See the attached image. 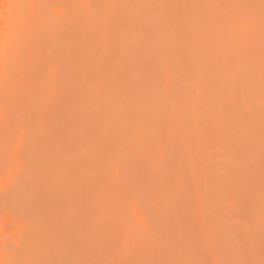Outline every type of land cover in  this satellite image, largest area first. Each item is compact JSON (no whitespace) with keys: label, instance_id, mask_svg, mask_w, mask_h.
I'll use <instances>...</instances> for the list:
<instances>
[{"label":"rangeland","instance_id":"obj_1","mask_svg":"<svg viewBox=\"0 0 264 264\" xmlns=\"http://www.w3.org/2000/svg\"><path fill=\"white\" fill-rule=\"evenodd\" d=\"M156 1L159 2V0L148 2L146 0L32 1V7L39 8L37 17L33 16L32 21L34 23L35 17L38 20L34 26L30 23V16L28 22H26L28 18L23 19L22 24L25 20V23H28L27 27L25 24L24 28L23 25L22 28L20 27L22 31L21 36L18 35L20 42L16 41L15 46L17 42L19 43L13 56H10L12 60L10 59L6 68L8 72L5 71L9 83L7 80L0 83V264H105V262L106 264H165V261L166 264H180V260L181 264H207L211 260L208 264H234L235 260L231 261V257L237 255L236 264H264V101L260 98V95L264 97V0H231V3L230 0H225V4L224 0H196L197 2L193 0L194 4L192 0H161L162 4L159 2L158 6ZM150 4L152 5L149 6ZM169 5L173 6L172 10L169 9ZM57 8L59 12L61 11L60 13H57ZM31 9L30 7L29 10ZM161 11L167 14L163 17ZM155 12H158L159 16H156ZM31 13L35 14L34 9ZM251 13L253 15L249 17ZM173 14H175L174 20ZM108 15L109 19H107ZM187 17L190 19L186 20ZM168 18L172 20L174 27L170 25L171 21ZM121 26L123 28L118 29ZM122 34L126 35L127 39ZM191 35L195 43H191ZM165 38H168L166 43L170 44L171 48L165 43ZM127 40L128 43H126ZM154 44L157 46L152 48ZM148 45L151 47L150 51ZM118 46L121 48L118 49ZM181 48L182 52L179 53ZM172 50L173 53H171ZM200 50L205 54H202ZM26 55L29 57L26 58ZM226 57L228 62H222V59ZM157 60L160 62L158 63ZM170 61L176 64H171ZM222 63L225 70L221 67ZM173 64L174 68H171ZM183 65L187 66L184 79L181 70L184 68ZM169 68L175 70L172 72L174 74L177 72V76L171 74ZM240 68L242 70L239 71ZM199 69H201L200 75ZM215 69L220 71L218 76H214L217 73ZM224 71L226 72L223 76ZM196 72L198 76L195 77ZM186 76L190 84H187ZM222 76L228 82V87L224 85L226 82ZM194 79H196L195 84ZM244 79L246 82H243ZM230 81L231 85H229ZM256 83L258 86H255ZM186 84L187 88H185ZM204 84L205 87H203ZM115 85L117 91L120 89L118 93ZM189 85L190 88H192L191 85L194 87L187 91ZM164 88L170 89L164 90ZM154 89L158 92L157 94L153 91ZM208 89L209 92H207ZM241 90L242 95L239 93ZM48 91L51 93L49 94ZM183 92H186L187 96L189 92L190 101L187 99L189 97L186 101V94ZM215 93L218 94L215 95ZM255 95L259 97L255 98ZM92 99H95V102ZM210 99H213L212 103ZM168 100L177 104H171ZM242 100L247 102L249 108L252 106L254 108L249 111ZM86 101L88 105H85ZM96 102L99 104L97 105ZM164 102L166 110H163ZM137 106L136 111L134 108ZM232 106L237 110L236 113L232 112L234 109ZM128 107L130 110L126 109ZM170 108L174 113H178L176 115L181 122L173 112L169 111ZM161 109L163 114H167L163 116ZM218 109L221 112L220 115ZM139 110L148 111L147 118L146 112L141 111V116ZM251 111L254 112L252 119ZM237 113L240 114L242 121L236 115ZM155 114L159 116L156 118L158 125H156L157 121L155 123L153 121ZM137 116L138 119H136ZM221 117L222 120H220ZM236 118L237 121L239 118L240 122H236ZM161 119L162 125H160ZM151 120L152 123H150ZM195 122L196 126H194ZM228 122L231 123L230 127ZM168 124L172 130L168 128ZM241 124L245 125L242 127ZM220 125L223 127L221 128ZM247 125L254 130V138L251 135L252 132L249 133L250 137L247 135L248 128L244 135L243 131L245 127H248ZM83 127L85 129L82 131ZM190 127L194 129L191 130ZM221 131L223 136L222 134L218 136ZM173 133L175 135H172ZM167 134L170 137L167 138ZM186 135L189 136L188 145L186 142L184 145ZM222 138H226L225 141H222ZM168 143H170L169 146H167ZM189 145L191 148L187 150ZM225 159L230 160L232 164ZM195 162L199 163V168L205 170L204 174V171H198V165H195ZM203 165L206 167L204 168ZM192 167L195 172L191 170ZM207 168V171L210 170L208 177ZM199 173L202 182L199 180ZM179 176L181 183H179L180 180L178 181ZM209 178L216 185H213ZM203 183L204 189H207L206 196L209 198H206V193L202 191ZM179 184L181 188H178ZM196 192L199 197L200 194L205 196H201L203 200L196 197ZM196 200L199 204L195 202ZM164 205L166 206L163 209ZM172 206L175 208L173 209ZM198 210L205 213V217L198 213ZM207 210L211 211V219L208 217ZM201 215L204 217L203 223L200 219ZM212 218L218 220L217 225ZM206 223L214 224L213 227L216 228L213 230V227L209 225L212 229L208 232ZM149 229L154 238L152 234L151 236L148 234ZM158 233V236L155 235ZM22 234H25L27 240ZM176 238L177 244L173 240ZM223 238L231 249L225 244ZM209 239L211 242L208 241ZM126 244L127 248H125ZM218 249L220 252L222 250L221 256ZM230 250L231 252L228 253ZM217 253H219L218 257H216ZM175 256L179 258V261L175 259ZM208 257L211 258L208 260ZM222 257L227 263L222 260ZM173 258L176 261H173ZM135 259L138 260L135 261Z\"/></svg>","mask_w":264,"mask_h":264},{"label":"bare ground","instance_id":"obj_2","mask_svg":"<svg viewBox=\"0 0 264 264\" xmlns=\"http://www.w3.org/2000/svg\"><path fill=\"white\" fill-rule=\"evenodd\" d=\"M31 1V2H30ZM32 1L33 0H0V36H2V37H4V39H5V45H4V48H3V51H0V83H2L3 82V80L4 81H6L7 80V77H6V74H5V71L7 70L6 68H7V66L9 65V62H10V59L12 60V58H10V56L12 55L13 56V54L15 53V51H16V47H17V45H18V43L20 42L19 41V36H21V33H22V31H20L21 30V28H22V25H23V28L25 27V25L26 24H28V23H25V20H24V23L22 24V21H23V19H27L26 20V22H28L29 21V16H30V23H33V16H36L37 17V11H38V9L39 8H37V9H35V6L34 7H32V5H33V3H32ZM118 1V0H117ZM129 1V0H128ZM133 1V0H132ZM135 1V0H134ZM147 2L149 1V0H146ZM151 1V0H150ZM164 1V0H163ZM167 1V0H166ZM181 1V0H180ZM193 1V0H192ZM196 1V0H195ZM53 2V1H52ZM159 2H161V4H162V1L161 0H159ZM159 2L158 1H156V3H157V6H158V4H159ZM187 2V1H186ZM197 2V1H196ZM213 2V1H212ZM227 2V1H226ZM248 2V1H247ZM258 2V1H257ZM28 3H29V5H28ZM31 3V4H30ZM49 3V2H48ZM125 3V2H124ZM136 3V2H135ZM138 3H139V1H138ZM137 3V4H138ZM143 3H144V1H143ZM150 3V2H149ZM164 3V2H163ZM176 3V2H175ZM200 3V2H199ZM207 3V2H206ZM221 3V2H220ZM229 3V2H228ZM230 3H231V0H230ZM240 3V2H239ZM115 4H118V3H115ZM123 4V3H122ZM165 4V3H164ZM171 4L173 5V3L171 2ZM183 4H184V2H183ZM192 4H194V1H193V3ZM200 4H202V3H200ZM224 4H225V0H224ZM29 6V8L31 7L32 9H34V13L35 14H33V13H31V10H29V8H28V6ZM53 5V4H52ZM126 5V4H125ZM129 5V4H128ZM140 5H141V3H140ZM152 4H150L149 6H151ZM212 5H213V3H212ZM215 5V4H214ZM232 5V4H231ZM240 5V4H239ZM250 5V4H249ZM249 5H246V6H249ZM253 5V4H252ZM55 6V5H54ZM123 6V5H122ZM137 6V5H136ZM147 6H148V4H147ZM179 6H180V4H179ZM196 6V5H195ZM204 6H205V2H204ZM224 6V5H223ZM222 6V7H223ZM56 7V6H55ZM114 7H115V5H114ZM124 7V6H123ZM139 7V6H138ZM144 7V6H143ZM161 7V6H160ZM166 7V6H165ZM169 7H170V5H169ZM173 7V6H172ZM172 7H170L169 9H171ZM198 7V6H197ZM225 7V6H224ZM231 7V6H230ZM104 8H106V7H104ZM131 7H129V9H130ZM159 8V7H158ZM186 8H187V6H186ZM218 8V7H217ZM232 8V7H231ZM51 9V8H50ZM55 9V8H54ZM58 9L59 8H57L56 10H57V13L59 12L58 11ZM132 9H133V7H132ZM138 9V8H137ZM145 9V8H144ZM147 9H148V7H147ZM155 9V8H154ZM193 9H194V5H193ZM199 9V8H198ZM202 9V8H201ZM200 9V10H201ZM204 10H205V8H203ZM247 9V8H246ZM36 10V11H35ZM55 10V11H56ZM103 10V9H102ZM117 10H118V8H117ZM131 10V9H130ZM146 10V9H145ZM172 10V9H171ZM206 10H207V8H206ZM209 10L211 11V9L209 8ZM214 10V9H213ZM64 11V10H63ZM109 11H110V9H109ZM115 11V10H114ZM122 11V10H121ZM166 11H167V9H166ZM169 11V10H168ZM181 11V10H180ZM215 11V10H214ZM61 12V11H60ZM59 12V13H60ZM111 12V11H110ZM113 12V11H112ZM163 12L164 11H161V13L163 14ZM211 12H213V11H211ZM256 12V11H255ZM31 13V14H30ZM56 13V14H57ZM103 13V12H102ZM122 13H124V11L122 12ZM134 13H135V8H134ZM173 13V12H172ZM179 13V12H178ZM177 13V14H178ZM203 13V12H202ZM206 13V12H205ZM216 13V12H215ZM30 14V15H29ZM54 14V13H53ZM89 14V13H88ZM92 14V13H91ZM112 14V13H111ZM133 14V13H132ZM155 14H156V16L158 15L159 16V14H158V12L156 13L155 12ZM154 13H152V15H155ZM165 14H167V13H165ZM165 14H163V17H164V15ZM169 14H171V12L169 13ZM242 13L240 12V15H241ZM90 15V14H89ZM100 15H101V13H100ZM129 15V14H128ZM147 15H148V13H147ZM161 15V14H160ZM174 15L175 14H173V20L175 19L174 18ZM187 15V14H186ZM244 15V14H243ZM251 15H253V13H251L250 14V16L249 17H251ZM43 16V15H42ZM114 16V15H113ZM180 16H182V15H180ZM215 16H216V14H215ZM36 17H35V19H34V23H36L37 22V20H38V18H37V20H36ZM39 17V16H38ZM44 17V16H43ZM87 17V16H86ZM90 17V16H89ZM92 17V16H91ZM147 17V16H146ZM161 17V16H160ZM244 17H245V15H244ZM253 17V16H252ZM111 18V17H110ZM149 18H150V16H149ZM151 18H152V16H151ZM162 18V17H161ZM179 18V17H178ZM183 18V17H182ZM40 19V18H39ZM50 19V18H49ZM107 19H109V15H108V18ZM183 19H185V18H183ZM182 19V20H183ZM188 19H190V18H188L187 17V19L186 20H188ZM36 20V21H35ZM162 20H163V18H162ZM168 20H170L169 18H168ZM193 20V19H192ZM45 21V20H44ZM86 21V20H85ZM84 21V22H85ZM124 21H126V20H124ZM147 21L149 22V20L147 19ZM146 21V22H147ZM152 21H155L154 19H152ZM165 21V20H164ZM171 22H170V25H172L173 26V23H172V20H170ZM177 21V20H176ZM92 22V21H91ZM121 22V21H120ZM123 22V21H122ZM150 22H151V19H150ZM173 22H175V21H173ZM181 22V21H180ZM34 23H33V25H34ZM43 23V22H42ZM66 23H67V21H66ZM109 23V22H108ZM113 23H115L114 22V20H113ZM128 23V22H127ZM172 23V24H171ZM183 23H185V22H183ZM25 24V25H24ZM112 24V23H111ZM117 24V23H116ZM161 24V23H160ZM177 24V23H176ZM143 25V24H142ZM31 26H32V24H31ZM35 26V25H34ZM115 26V25H114ZM118 26V25H117ZM119 26H120V24H119ZM177 26H178V24H177ZM182 26H183V24H182ZM21 27V28H20ZM26 27H27V25H26ZM100 27H101V25H100ZM126 27V26H125ZM155 27V26H154ZM174 27V26H173ZM115 28V27H114ZM119 28H123V26H121V27H118V29ZM126 28H129V27H126ZM143 28V27H142ZM149 28V27H148ZM147 28V29H148ZM158 28V27H157ZM175 28H176V26H175ZM179 28V27H178ZM183 28V27H182ZM252 28V27H251ZM102 29V28H101ZM146 29V28H145ZM184 29V28H183ZM23 30V29H22ZM31 30H32V28H31ZM55 30V29H54ZM87 30V29H86ZM131 30V29H130ZM197 30V29H196ZM107 31V30H106ZM121 31V29L119 30V32ZM149 32H150V30H148ZM175 31V30H174ZM173 31V32H174ZM207 31V30H206ZM40 32V31H39ZM117 32V31H116ZM202 32H203V28H202ZM254 32V31H253ZM160 33L162 34V32L160 31ZM166 33V32H165ZM176 33V32H175ZM9 34H11V37L14 39V41H15V44H16V41L18 40L19 42H17V45L14 47V49L11 51V53H9V49H8V47H7V40H8V38H9ZM104 34V33H103ZM150 34V33H149ZM178 34V33H177ZM185 34V33H184ZM218 34V33H217ZM19 35V36H18ZM27 35H28V32H27ZM107 35V34H106ZM113 35H114V33H113ZM123 35V34H122ZM202 35V34H201ZM257 35V34H256ZM259 35V34H258ZM124 36V38H126V35H123ZM135 37H137V35H134ZM148 36V35H147ZM180 37H181V35H179ZM203 36V35H202ZM206 36V35H205ZM204 36V37H205ZM208 36H210V35H208ZM261 36V35H260ZM47 37V36H46ZM164 37H166V35L164 36ZM178 36L176 35V38H177ZM186 37H188V36H186ZM18 38V39H17ZM23 38V37H22ZM36 38H37V36H36ZM108 38H109V36H108ZM161 38V37H160ZM168 38H170V37H168ZM168 38L166 39L165 38V43H166V41L168 40ZM173 38V37H172ZM259 38V37H258ZM261 38V37H260ZM25 39V38H24ZM39 39V38H38ZM112 39V38H111ZM116 39V38H115ZM127 39V38H126ZM130 39V38H129ZM136 39V38H135ZM142 39H143V37H142ZM142 39H141V41H142ZM185 39V38H184ZM190 39L192 40V42L191 43H195V42H193V39H192V35L190 36ZM205 39V38H204ZM23 40V39H22ZM37 40V39H36ZM50 40V39H49ZM107 40V39H106ZM117 40V39H116ZM139 40H140V37H139ZM149 40V39H148ZM156 40V39H155ZM164 40V39H163ZM162 40V41H163ZM178 40H179V42H180V39H179V37H178ZM34 41V40H33ZM66 41V40H65ZM64 41V42H65ZM72 41V40H71ZM102 41V40H101ZM121 41V40H120ZM120 41H119V43H120ZM146 41V40H145ZM185 41H187L186 39H185ZM240 41V40H239ZM22 42V41H21ZM116 42V41H115ZM143 42V41H142ZM141 42V43H142ZM179 42H177L178 43V46H179ZM44 43H45V41H44ZM122 43H123V41H122ZM126 43H128V40H127V42ZM174 43H175V41H174ZM257 43V42H256ZM35 44V43H34ZM71 44V43H70ZM111 44H112V41H111V43H110V46H111ZM132 44H133V42H132ZM167 44V43H166ZM172 44V43H171ZM189 44H190V42H189ZM258 44V43H257ZM56 45V44H55ZM96 45V44H95ZM104 45H105V43H104ZM104 45H102V46H104ZM141 45V44H140ZM142 45H143V43H142ZM145 45L147 46V43H145ZM150 46H151V44H149ZM148 45V47H149V51H150V49H151V47ZM155 45L157 46V44H154L153 46H152V48H155ZM168 46L170 45V44H167ZM180 45L182 46V43H180ZM194 45V44H193ZM21 46V45H20ZM106 46V45H105ZM159 46H160V44H159ZM207 46H208V44H207ZM259 46V45H258ZM257 46V47H258ZM261 46V45H260ZM109 47V46H108ZM112 47H113V45H112ZM119 47L121 48V46H118V49H119ZM123 47H124V44H123ZM137 47V46H136ZM164 47V46H163ZM170 47V46H169ZM169 47H168V51L170 50L169 49ZM172 47V46H171ZM170 47V48H171ZM180 47V46H179ZM189 47H190V45H189ZM192 47V46H191ZM257 47H256V49H257ZM117 48V47H116ZM53 49V48H52ZM158 50H159V48H157ZM173 49H174V47H173ZM200 49V48H199ZM207 49H208V47H207ZM211 48H209V50H210ZM255 49V48H254ZM93 50V49H92ZM107 50V49H106ZM163 50H165V49H163ZM162 50V51H163ZM258 50V49H257ZM109 51V50H108ZM121 51V50H120ZM120 51H119V53H120ZM129 51V50H128ZM137 51V50H136ZM187 51V50H186ZM212 51V50H211ZM255 51V50H254ZM260 51V50H259ZM110 52H111V48H110ZM122 52H124V50H122ZM148 52V51H147ZM182 52V48H181V50L179 49V53H181ZM198 52V51H197ZM200 52H202V54H205V53H203V51H201L200 50ZM206 52V51H205ZM213 52H215V51H213ZM222 52V51H221ZM95 53V52H94ZM115 53V52H114ZM154 53V52H153ZM158 53H160V52H158ZM171 53H173V50L171 51ZM21 54H22V52H21ZM25 54H26V51H25ZM58 54V53H57ZM81 54V53H80ZM107 54V53H106ZM109 54V53H108ZM170 53H168V55H169ZM186 54V53H185ZM192 54H193V52H192ZM191 54V55H192ZM194 54H195V52H194ZM216 54H217V51H216ZM252 54V53H251ZM117 55V54H116ZM122 55V54H121ZM175 55V54H174ZM189 55H190V53H189ZM219 55V54H218ZM27 56L29 57V55H26V58H27ZM59 56H60V54H59ZM111 56V55H110ZM125 56V55H124ZM164 56V55H163ZM179 57H180V55H178ZM201 56V55H200ZM214 57H215V54L213 55ZM220 56V55H219ZM222 56H223V54H222ZM227 56V55H226ZM232 56V58H233V55H231ZM257 56H258V54H257ZM257 56H256V58H257ZM106 57V56H105ZM159 57V56H158ZM171 57V56H170ZM181 57H182V55H181ZM263 57V56H262ZM23 58H24V56H23ZM76 58H77V56H76ZM144 58H145V56H144ZM152 58H153V56H152ZM195 57H193V59H194ZM210 58V57H209ZM39 59V58H38ZM71 59V58H70ZM87 59V58H86ZM154 59V58H153ZM192 59V58H191ZM207 59H208V57H207ZM211 59V58H210ZM213 59V58H212ZM215 59H216V57H215ZM226 59H227V57L223 60L222 59V62H224V61H226ZM246 59L248 60V57H246ZM32 60V59H31ZM128 60V59H127ZM134 60V59H133ZM168 60V59H167ZM171 60V59H170ZM173 60V59H172ZM177 61H178V59H176ZM196 60V59H195ZM197 60H201V58L200 59H198L197 58ZM221 60V59H220ZM263 59H261V61H262ZM78 61V60H77ZM164 61H165V59H164ZM181 61H182V58H181ZM181 61H179L180 62V65H182V63H181ZM194 61V60H193ZM205 61V59L203 60V62ZM216 61V60H215ZM231 61V60H230ZM234 61V60H233ZM235 61H238V60H235ZM234 61V62H235ZM131 62V61H130ZM157 62L159 63L160 62V60H157ZM183 62V61H182ZM189 62H190V60H189ZM195 62V61H194ZM220 62V61H219ZM219 62L217 63L218 65H219ZM226 62H228V60L226 61ZM225 62V63H226ZM232 62V61H231ZM258 62V61H257ZM28 63H29V61H28ZM99 63V62H98ZM123 63V62H122ZM140 63H141V61H140ZM166 63V62H165ZM170 63L172 64V63H174L173 61L171 62L170 61ZM170 63L168 64L167 63V65H170ZM196 63V62H195ZM207 63V62H206ZM211 63V62H210ZM213 63V62H212ZM233 63V62H232ZM237 63V62H236ZM15 64V63H14ZM25 64H26V62H25ZM155 64H156V62H155ZM174 64H176V62L174 63ZM174 64H173V66H170L171 68H174ZM240 64V63H239ZM246 64H248L247 62H246ZM257 64V63H256ZM263 64V63H262ZM131 65V64H130ZM160 65V64H159ZM161 65H162V63H161ZM228 65H229V63H228ZM261 65V64H260ZM264 65V64H263ZM184 66V68L183 69H181L182 70V78L184 79V74H185V70H187V68L185 69V67H187V66H185V65H183ZM197 66H199V65H197ZM208 67H209V64L207 65ZM215 66V65H214ZM249 66H250V64H249ZM262 66V65H261ZM10 67H11V65H10ZM164 67V66H163ZM162 67V68H163ZM191 67H192V65H191ZM196 67V66H195ZM194 67V68H195ZM202 67H205L204 65H202ZM201 67V68H202ZM223 69L225 68V66L223 65V63H222V66H221ZM242 67H243V65H242ZM263 67V66H262ZM134 68H135V66H134ZM156 68H158V67H156ZM167 68V67H166ZM170 69V68H169ZM175 69H177L178 70V68H176L175 67ZM213 69V68H212ZM247 69V68H246ZM245 69V70H246ZM91 70H92V68H91ZM123 70V69H122ZM162 70V69H161ZM181 70L179 69V71L181 72ZM190 70V69H189ZM197 70H198V68H197ZM203 70V69H202ZM225 70V69H224ZM240 70H242V68H240L239 69V71ZM262 70H263V68H262ZM132 71V70H131ZM165 71V70H164ZM167 71H168V69H167ZM170 71H171V74L173 73V72H175V70L173 71L172 69H170ZM173 71V72H172ZM178 71V72H179ZM193 71H194V69H193ZM200 71H201V69H199V75H200ZM209 71V70H208ZM250 71V70H249ZM6 72H8V71H6ZM49 72H51V71H49ZM129 72H130V69H129ZM161 72V71H160ZM215 72H217L216 74H214V76L215 75H217L218 74V72L220 73V71H217V69H215ZM226 71H224V72H222V75L224 76V73H225ZM260 73H261V71H259ZM20 73V72H19ZM135 73V72H134ZM154 73H155V71H154ZM157 73V72H156ZM177 73V72H176ZM175 73V74H176ZM189 73V72H188ZM198 73L196 72V74H195V77H196V75L198 76ZM210 73V72H209ZM213 73H214V71H213ZM212 73V74H213ZM237 73H238V71H237ZM244 73H246L245 71H244ZM247 73H248V71H247ZM263 73V72H262ZM10 74H11V72H10ZM72 74H73V72H72ZM142 74V73H141ZM171 74H170V76H171ZM174 74V73H173ZM174 74V75H175ZM205 74H206V72H205ZM239 74H240V72H239ZM264 74V73H263ZM263 74H262V76H263ZM66 75V74H65ZM174 75H172V76H174ZM180 76H181V74H179ZM178 75V76H179ZM210 74H208V76H209ZM247 75H249V74H247ZM251 75H252V73H251ZM250 75V76H251ZM14 76H16V75H14ZM167 76V75H166ZM169 76V75H168ZM169 76V77H170ZM176 76H177V74H176ZM194 76V75H193ZM218 76V75H217ZM223 76H222V78H223ZM243 76H245V74H243ZM250 76H249V78H250ZM24 77V76H23ZM71 77H72V75H71ZM106 77V76H105ZM162 77H163V75H162ZM169 77H167L168 79H169ZM192 77V76H191ZM201 77H202V75H201ZM213 77V76H212ZM220 77V76H219ZM252 77H254V82H256V79H255V75H253ZM157 78V77H156ZM159 78V77H158ZM161 78V77H160ZM199 78V77H198ZM198 78H197V80H198ZM205 78H206V76H205ZM207 78H209V77H207ZM243 78V77H242ZM259 78H260V76H259ZM12 79V78H11ZM133 79V78H132ZM131 79V80H132ZM135 79V78H134ZM171 79V78H170ZM186 79H187V76H186ZM200 79V78H199ZM203 79V78H202ZM224 79V78H223ZM247 79H248V77H247ZM262 79V78H261ZM52 80V79H51ZM107 80V79H106ZM157 80V79H156ZM164 80V79H163ZM177 80V79H176ZM193 80V79H192ZM214 80H215V78L213 79V83H214ZM222 80V79H221ZM249 80V79H248ZM263 80V79H262ZM89 81V80H88ZM99 81V80H98ZM161 81H162V78H161ZM160 81V82H161ZM182 81V80H181ZM187 81H188V79H187ZM195 81H196V79H194V84H195ZM224 81H225V79H224ZM234 81V80H233ZM245 81V79L243 80V82ZM251 81H253V79L251 80ZM7 82L9 83V81L7 80ZM6 82V83H7ZM18 82H19V80H18ZM49 82V81H48ZM52 82V81H51ZM73 82H74V80H73ZM87 82V81H86ZM179 82H180V80H179ZM199 82V81H198ZM210 82H211V80H210ZM226 82V81H225ZM246 82V81H245ZM259 82H261L262 83V81H260L259 80ZM113 83V82H112ZM152 83V82H151ZM173 83V82H172ZM175 83V82H174ZM190 84V81H188L187 82V84ZM207 83H209V81H207ZM231 83V81L229 82V85H231L230 84ZM250 83H252V82H250ZM260 83V84H261ZM146 84V83H145ZM165 84V83H164ZM187 84H186V87H185V85H184V87L185 88H187ZM205 84H206V82H205ZM205 84L203 85V87H205ZM222 84V83H221ZM227 84V85H226ZM226 84L224 83V85L226 86V87H228V82H226ZM253 84V83H252ZM103 85V84H102ZM114 85V84H113ZM167 85V84H166ZM174 85V84H173ZM197 85V84H196ZM209 85H210V83H209ZM224 85H222V86H224ZM243 85H245V84H243ZM247 85H248V83H247ZM254 85V84H253ZM95 86H97V84L95 85ZM101 86V85H100ZM110 86H112V85H110ZM119 86V85H118ZM126 86V85H125ZM130 86V85H129ZM162 86V85H161ZM175 86V85H174ZM183 86V85H182ZM182 86H181V88H182ZM210 86H212V84L210 85ZM237 86V85H236ZM255 86H258L257 85V83H256V85ZM143 87V86H142ZM159 87V86H158ZM167 87H168V85H167ZM191 87L193 88L194 87V85H191ZM218 87V86H217ZM250 87H251V85H250ZM262 87V86H261ZM117 88H119V87H117ZM123 88V87H122ZM153 88V87H152ZM171 88H172V84H171ZM192 88H190V85H189V88L187 89V91L189 90V89H192ZM221 88V87H220ZM229 88H230V86H229ZM228 88V89H229ZM243 88V87H242ZM247 88V87H246ZM252 88H254L253 86H252ZM251 88V89H252ZM131 89V88H130ZM170 89V88H169ZM168 88H164V90H169ZM175 89V88H174ZM174 89H173V91H174ZM177 89V88H176ZM200 89V88H199ZM206 89V88H205ZM204 89V90H205ZM210 89V88H209ZM209 89H208V91L207 92H209ZM219 89V88H218ZM228 89H225V90H227L226 92H229L228 91ZM247 89H250L249 87L247 88ZM264 89V88H263ZM9 90V89H8ZM115 90H116V85H115ZM120 89H118V91H119ZM149 90V89H148ZM203 90V91H204ZM258 90V89H257ZM118 91L116 90V92L118 93ZM150 91H151V89H150ZM153 91H155V89L153 90ZM176 92H177V90H175ZM185 91V90H184ZM193 91V90H192ZM195 91V90H194ZM198 91V90H197ZM201 91H202V89H201ZM252 91V90H251ZM2 92V91H1ZM49 92V91H48ZM171 92V91H170ZM169 92V93H170ZM176 92H175V94H176ZM232 92V91H231ZM248 92H250L249 90H248ZM51 92H49V94H50ZM117 93H116V95H117ZM132 93V92H131ZM155 93L157 94L158 92H156L155 91ZM154 92H153V97H155L154 96V94H155ZM168 93V94H169ZM183 93H185L186 94V92H183ZM206 93V92H205ZM237 93H238V91H237ZM241 95L243 94L242 93V90L239 92ZM251 93V92H250ZM252 93H254L253 91H252ZM65 94V93H64ZM91 94H92V92H91ZM99 94V93H98ZM98 94H96L97 96H98ZM129 94H130V92H129ZM146 94V93H145ZM161 94V93H160ZM173 93H171V95H172ZM197 94V93H196ZM204 94V93H203ZM218 93H215V95H217ZM230 95H231V93H229ZM248 94V93H247ZM261 94V93H260ZM259 94V95H260ZM115 95V94H114ZM140 95H142V94H140ZM190 95H191V93H190ZM202 95V94H201ZM214 95V94H213ZM259 95H255V98H256V96H258L259 97ZM14 96V95H13ZM15 96H17V95H15ZM165 96V99H166V95H164ZM169 96V95H168ZM222 96H223V93H222ZM62 97H63V94H62ZM95 97V96H94ZM131 97V96H130ZM129 97V98H130ZM143 97H144V95H143ZM146 97V96H145ZM187 97H189V92H188V96H187V94H186V97H185V99L187 98ZM201 97H203V96H201ZM204 97H206V96H204ZM220 97V96H219ZM229 98H230V100H232V98L230 97V96H228ZM7 98V97H6ZM64 98V97H63ZM96 98V97H95ZM150 98V97H149ZM159 98H160V96H159ZM168 98V97H167ZM190 98H191V96L189 97V98H187L189 101H190ZM200 98V97H199ZM211 98V97H210ZM228 98V99H229ZM241 98H242V96H241ZM260 98L264 101V97L262 98L261 97V95H260ZM55 99V98H54ZM113 99V98H112ZM148 99V98H147ZM156 99V98H155ZM183 99V98H182ZM187 99H186V101H187ZM206 99V98H205ZM217 99V98H216ZM219 99V98H218ZM222 99V98H221ZM224 99H226L225 97H224ZM252 99H254V98H252ZM84 100V99H83ZM92 100H94V102H95V99H92ZM100 100H102V99H100ZM139 100H140V98H139ZM145 100V99H144ZM162 100H163V97H162ZM171 100V99H170ZM170 100H168V102L169 103H174V104H177L176 102H170ZM196 100V99H195ZM200 100H201V98H200ZM200 100H199V102H200ZM208 100V99H207ZM212 100L213 99H210V102L212 103ZM215 100V99H214ZM223 100V99H222ZM221 100V101H222ZM244 100V99H243ZM242 100V101H243ZM246 100H247V97H246ZM75 101V100H74ZM125 101V100H124ZM161 101V100H160ZM233 101V100H232ZM231 101V102H232ZM261 101V100H260ZM112 102V101H111ZM136 102H137V99H136ZM136 102H135V104H136ZM214 102V101H213ZM215 102H217L216 100H215ZM219 102V101H218ZM230 102V103H231ZM80 103V102H79ZM97 103V102H96ZM131 103H132V101H131ZM156 103V102H155ZM158 103V102H157ZM160 104H161V102H159ZM158 103V104H159ZM227 103V102H226ZM236 103V102H235ZM245 102L243 101V104H244ZM89 104H90V101H89ZM99 103H97V105H98ZM106 104H107V102H106ZM135 104H134V106H135ZM147 104V103H146ZM232 104H233V102H232ZM231 104V105H232ZM241 105H242V102L240 103ZM246 105H247V102L245 103ZM263 104H264V102H263ZM262 103H261V105H263ZM85 105H88V102L86 101V103H85ZM110 105V104H109ZM128 105V104H127ZM170 105V104H169ZM204 105V104H203ZM213 105H215V104H213ZM60 106V105H59ZM84 106V105H83ZM141 106H142V102H141ZM164 106H165V102H164ZM164 106H163V110H166V106H165V108H164ZM222 106H223V104H222ZM226 106V105H225ZM224 106V107H225ZM234 106H236L235 104H234ZM243 106V105H242ZM245 106V105H244ZM264 106V105H263ZM72 107H73V105H72ZM105 107H106V105H105ZM147 107H149V106H147ZM147 107H146V109H147ZM162 107V106H161ZM175 107H176V105H175ZM218 108H220L219 106H217ZM233 107V106H232ZM247 107L249 108V106L247 105ZM33 108V107H32ZM77 108V107H76ZM104 108V107H103ZM134 108V107H133ZM137 108H138V106L136 107V108H134V110L136 109V111H137ZM141 107H139V109H140ZM168 108V107H167ZM172 108H173V106H172ZM229 108V107H228ZM234 108V107H233ZM237 108V107H236ZM252 108H254L253 106H252ZM252 108H249V111L250 110H252ZM260 108V107H259ZM258 108V109H259ZM35 109V108H34ZM62 109V108H61ZM96 109H97V107H96ZM126 109H129L130 110V108L128 107V108H126ZM144 109H145V107H144ZM153 109H154V107H153ZM101 110V109H100ZM142 110H143V106H142ZM141 110V111H142ZM219 110V109H218ZM261 110V109H260ZM141 111L139 110V113L141 114ZM145 112H146V110H144ZM144 111H142V113L144 112ZM158 111H160L159 110V108H158ZM170 112H173V110L171 111V108H170V110H169ZM235 111V113H236V111L237 110H235V108L233 109V111L232 112H234ZM239 111V110H238ZM241 111V110H240ZM99 112V111H98ZM133 112V111H132ZM161 112H162V109H161ZM178 112V111H177ZM224 112H225V110H224ZM247 112H248V110H247ZM262 112H263V110H262ZM129 113V112H128ZM134 113V112H133ZM215 113H216V110H215ZM219 115H220V110H219ZM223 113V112H222ZM231 113V112H230ZM254 112H252L251 111V115H250V118L252 119V117H253V114ZM261 113V112H260ZM88 114V113H87ZM130 114V113H129ZM148 114V111L146 112V118H147V115ZM162 114H163V112H162ZM162 114H161V116H162ZM165 114H167V113H164L163 114V116L165 115ZM170 114V113H169ZM173 114L176 116V118H177V115H178V113H174L173 112ZM177 114V115H176ZM217 114V113H216ZM248 114H249V112H248ZM258 114V113H257ZM135 116L137 115V112H136V114H134ZM154 115V114H153ZM156 115V114H155ZM192 115H193V113H192ZM223 115H224V113H223ZM234 115V114H233ZM238 117H239V115L240 114H236ZM133 116V115H132ZM131 116V117H132ZM141 116H142V114H141ZM171 116H172V114H171ZM221 116H222V114H221ZM92 117V116H91ZM130 117V118H131ZM144 117V116H143ZM159 116L158 115H156V117L154 116V118H155V120H153L154 121V123L157 121V124L156 125H158V120H156V118H158ZM166 117H169V116H167L166 115ZM220 117V116H219ZM225 117V116H224ZM255 117V116H254ZM259 117V116H258ZM133 118V117H132ZM217 118V117H216ZM240 118V117H239ZM239 118H238V121H237V118H236V122H240V120H239ZM136 119H138V116L136 117ZM151 119V118H150ZM160 119V118H159ZM165 119H167V118H165ZM177 119H179V116H178V118ZM177 119H175V121L177 120ZM182 119V118H181ZM188 119V118H187ZM223 118L221 117V119L220 120H222ZM229 118H227V120H228ZM241 119V118H240ZM111 120V119H110ZM141 120V119H140ZM139 120V122H141ZM234 120H235V118H234ZM250 120V119H249ZM92 121H93V119H92ZM108 121V120H107ZM161 121H163L162 119L160 120V125H162L161 124ZM166 121V120H165ZM178 121V120H177ZM176 121V122H177ZM179 121H180V119H179ZM178 121V122H179ZM189 121V120H188ZM241 121H242V119H241ZM252 121V120H251ZM81 122H82V120H81ZM137 123H138V121H136ZM181 122V121H180ZM224 123H225V121H223ZM90 123V122H89ZM134 123V122H133ZM150 123H152V120H151V122ZM167 123H169L168 121H167ZM172 122H170V124H171ZM186 123H187V121H186ZM228 123H230V122H228ZM102 125H104L103 123H101ZM110 124V123H109ZM178 124V123H177ZM180 124V123H179ZM83 124H81V126H82ZM138 125H139V123H138ZM155 125V126H156ZM160 125H159V127H160ZM165 125V123L163 124V126ZM176 125V124H175ZM223 125H225V124H223ZM228 125V124H227ZM242 125V124H241ZM245 124H243L242 125V127L244 126ZM85 126V125H84ZM88 126V125H87ZM173 126H174V124H173ZM187 126H189V125H187ZM186 126V127H187ZM192 126H193V124H192ZM194 126H196V122H195V124H194ZM218 126H219V124H218ZM231 126V123H230V125H229V127ZM248 127H245V132L243 131V133H244V135L246 134V131H248L249 130V132H248V136H249V133L251 134V132H252V137L254 138L255 137V135L253 136V132H254V130H252V129H250L249 127H250V125H247ZM79 127H80V125H79ZM86 127V126H85ZM137 127V126H136ZM177 127H179V125L177 126ZM220 127L222 128L223 126L222 125H220ZM227 127V126H226ZM236 127H238V126H236ZM241 127V126H240ZM78 128V127H77ZM161 128V127H160ZM168 128H169V124H168ZM181 128H183V126L181 127ZM218 128V127H217ZM221 128H220V130H221ZM239 128V127H238ZM246 128H248V130H246ZM81 128H79V130H80ZM85 128L83 127V129H82V131L84 130ZM92 129V128H91ZM170 129V128H169ZM176 129V128H175ZM178 130H179V128H177ZM190 129H191V127H190ZM190 129H189V132H190ZM192 129H194V128H192ZM191 129V130H192ZM229 129V128H228ZM244 129V128H243ZM94 130V129H93ZM155 130V129H154ZM157 130V129H156ZM163 130H164V127H163ZM170 130H172V129H170ZM230 130V129H229ZM228 130V131H229ZM169 131V130H168ZM175 130H173V132H174ZM185 130L183 129V132H184ZM188 131V130H187ZM186 131V132H187ZM179 132V131H178ZM194 132H195V130H194ZM219 132V131H218ZM78 133V132H77ZM159 133V132H158ZM161 133V132H160ZM167 133V132H166ZM188 133V132H187ZM228 133V132H227ZM227 133H226V135H227ZM234 134H235V132H233ZM170 134H171V131H170ZM186 134V133H185ZM216 134V133H215ZM222 134V131L218 134V136L219 135H221ZM259 134V133H258ZM172 135H175L174 133L172 134ZM179 135H181V133L179 134ZM183 135V137H185V135L184 134H182ZM250 135V136H251ZM83 136H85V135H83ZM194 136V135H193ZM222 136H223V134H222ZM224 136H225V134H224ZM249 136V137H250ZM161 137H162V135H161ZM168 137H170V135L168 136V134H167V138ZM186 137H187V135H186ZM234 137V136H233ZM258 137V136H257ZM167 138H166V140H167ZM188 138H189V136L187 137V139L185 138L184 139V145H185V142L187 143V145H188ZM227 138V137H226ZM226 138H222V141H225V139ZM262 138V137H261ZM224 139V140H223ZM171 139H169V141H170ZM191 140V139H190ZM189 140V141H190ZM194 140V139H193ZM193 140H191V141H193ZM234 140H236V138L234 139ZM252 140V139H251ZM175 141V140H174ZM221 141V140H220ZM182 142V141H181ZM227 142V141H226ZM89 143H90V141H89ZM95 143V142H94ZM171 143V142H170ZM170 143H168V145L167 146H169L170 145ZM190 143V142H189ZM197 143L199 144V140H197ZM259 143V142H258ZM261 143H262V140H261ZM144 144V143H143ZM178 144H179V142H178ZM193 144V143H192ZM194 144H195V142H194ZM221 144V143H220ZM244 144V143H243ZM252 144V143H251ZM200 145L202 146V144L200 143ZM172 146V145H171ZM191 145H189V147L188 148H186L187 150H189V148H191L190 147ZM259 146H260V144H259ZM264 146V145H263ZM185 148V147H184ZM193 148V147H192ZM200 148V147H199ZM248 148V147H247ZM194 149V148H193ZM240 149V148H239ZM168 150V148L166 149V151ZM171 150H172V148H171ZM195 150V149H194ZM202 149L200 148V151H201ZM250 150V149H249ZM253 150V149H252ZM260 150H261V148H260ZM177 151V150H176ZM185 151V150H184ZM192 151V150H191ZM203 151H205V149L203 148ZM171 152V151H170ZM178 152V151H177ZM186 152V151H185ZM194 152V151H193ZM193 152H191V154L193 153ZM196 152H197V145H196ZM243 152H244V149H243ZM250 152V151H249ZM259 152V151H258ZM263 152V151H262ZM202 153V155L204 156V154H203V152H201ZM252 153H254L253 151H252ZM169 154V153H168ZM198 154V153H197ZM255 154V153H254ZM187 155H188V153H187ZM206 155V154H205ZM251 155V154H250ZM249 155V156H250ZM256 155V154H255ZM262 155H263V153H262ZM120 156V155H119ZM189 156H190V154H189ZM194 156V155H193ZM196 156V158L198 159V161H199V158L197 157V155H195ZM260 156V155H259ZM185 157H186V154H185ZM192 157V156H191ZM190 157V158H191ZM206 157V156H205ZM171 158H172V156H171ZM179 158V157H178ZM184 158V157H183ZM195 158V159H196ZM186 159V158H185ZM245 159V158H244ZM188 160V162H189V158L187 159ZM202 160V159H201ZM204 160V159H203ZM224 160V159H223ZM226 160V162L227 161H229V162H231L230 160H228V159H225ZM253 160V159H252ZM233 161V160H232ZM250 161H251V159H250ZM256 161H258V160H256ZM16 162V161H15ZM185 162H187V161H185ZM191 162V161H190ZM176 163V162H175ZM183 163H184V161H183ZM193 163H194V161H193ZM238 163V162H237ZM10 164V163H9ZM165 164V163H164ZM179 164H180V162H179ZM178 164V165H179ZM192 164V163H191ZM197 163L195 162V165H196ZM200 164H201V162H200ZM204 164V163H203ZM231 164H232V162H231ZM252 164V163H251ZM255 164V163H254ZM11 165H12V163H11ZM10 165V166H11ZM190 165V164H189ZM198 165V171H204L203 172V174L205 173V170L204 169H201V168H199L200 166H199V163L197 164ZM9 166V167H10ZM204 166V168L207 166V164H206V166L205 165H203ZM203 166H202V168H203ZM188 167V166H187ZM194 167V166H193ZM193 167L191 168V170L193 171V172H195L194 171V169H193ZM175 168V167H174ZM230 168H231V166H230ZM164 169H165V167H164ZM184 169H185V167H184ZM190 169V168H189ZM166 170V169H165ZM208 170V168L206 169V171ZM173 171H174V169H173ZM192 171H191V173H192ZM210 171V170H209ZM209 171H207L206 172V174H208L207 175V177L208 176H210V173H209ZM197 172V171H196ZM174 173V172H173ZM186 173V172H185ZM225 173V172H224ZM19 174V173H18ZM200 174V173H199ZM205 174V175H206ZM14 175V174H13ZM205 175H204V177H205ZM225 175H226V173H225ZM233 175V174H232ZM200 176V179L199 180H201L202 178H201V174L199 175ZM14 177V176H13ZM204 177H203V180H204ZM193 178H194V176H193ZM196 178V177H195ZM226 178V177H225ZM15 179V178H14ZM181 178H180V176H179V178H178V181L180 180ZM192 179V178H191ZM195 180V179H194ZM207 180H208V178H207ZM209 180H211V182L213 183V181H212V179H210L209 178ZM176 181H177V178H176ZM181 181L182 180H180L179 181V183H181ZM201 182H202V180H201ZM204 182H205V180H204ZM210 182V183H211ZM214 182H216V181H214ZM193 183H194V181H193ZM210 183H209V185H210ZM204 185V183L202 184V186ZM213 185H216V183H213ZM180 187V184H179V186H178V188ZM185 187V186H184ZM213 187V186H212ZM215 187V186H214ZM181 188V187H180ZM206 188H207V186H206ZM211 189V188H210ZM215 189V188H214ZM213 189V190H214ZM182 190H183V188H182ZM201 190H202V188H201ZM217 190V189H216ZM178 191H180V189L178 190ZM202 191H204L203 193H206L205 194V196L207 195V192H205V191H207V189H204V186H203V190ZM210 190H208V192H209ZM212 191V190H211ZM176 192V191H175ZM213 192V191H212ZM216 192V191H215ZM185 194H186V192H185ZM199 194V193H198ZM203 194H200V197H199V195H197V192H196V197L198 196V198H201V196H202ZM183 196V195H182ZM205 196H202V197H205ZM210 196H211V194H210ZM172 197V196H171ZM197 198V199H198ZM206 198H209L208 196H206ZM205 198V199H206ZM173 199V198H172ZM191 199V198H190ZM193 199V198H192ZM202 200H203V198H201ZM205 199H204V201H205ZM175 200V199H174ZM178 200V199H177ZM207 200V199H206ZM192 201H194V199L192 200ZM191 201V202H192ZM162 202H164V201H162ZM161 202V203H162ZM177 202V201H176ZM184 202V204H185V201H183ZM188 202V201H187ZM186 202V203H187ZM195 202H197V200L195 201ZM174 203V202H173ZM173 203H170V204H173ZM180 203V202H179ZM190 203V202H189ZM188 204V203H187ZM197 204H199V202H197ZM176 205V204H175ZM181 205H182V203H181ZM186 205V204H185ZM165 206L166 205H164V207H163V209L165 208ZM208 206L209 205H207V208H208ZM210 207H211V205H210ZM214 208H215V206H213ZM172 208H173V206H172ZM175 208V207H174ZM173 208V209H174ZM185 208V207H184ZM191 208V207H190ZM195 208V207H194ZM212 209V208H211ZM216 209H217V207H216ZM197 210V209H196ZM208 210H209V208H208ZM207 210V211H208ZM165 211V210H164ZM191 211H193V209L191 210ZM213 211V210H212ZM200 211L198 210V213H199ZM210 212L211 211H208L207 213H209V215H208V217H210L209 219H211V217L212 216H210V215H212V214H210ZM225 212V211H224ZM224 212H223V214H224ZM172 213H173V211H172ZM176 213V212H175ZM183 213H185V211L183 212ZM189 213V212H188ZM196 213V212H195ZM226 213V212H225ZM102 214V213H101ZM174 214V213H173ZM200 214H202L203 216H204V214L203 213H201L200 212ZM200 214H199V216H200ZM187 216L189 215V214H186ZM201 215V221H202V223H203V219H204V217ZM101 216V215H100ZM100 216H99V218H100ZM172 216V215H171ZM213 216H214V214H213ZM195 218H196V216H194ZM193 217V218H194ZM181 218H183V217H181ZM214 218H215V216H214ZM171 219V218H170ZM187 219V218H186ZM189 219V218H188ZM206 219V218H205ZM98 220V219H97ZM96 220V221H97ZM101 219H99L98 221H100ZM174 220V219H173ZM190 220V219H189ZM195 220V219H194ZM199 220V219H198ZM212 220L213 221H217L218 222V220H215V219H213L212 218ZM212 220H210L211 222H213ZM178 221V220H177ZM200 221V222H201ZM206 221V220H205ZM160 222H162V221H160ZM174 222V221H173ZM180 222V221H179ZM182 222V221H181ZM184 222V221H183ZM189 222V221H188ZM207 222V221H206ZM217 222H216V225H217ZM175 223V222H174ZM178 223V222H177ZM166 224V223H165ZM200 224V223H199ZM207 224V223H206ZM30 225H32L31 223H30ZM93 225H94V223H93ZM95 225H96V222H95ZM194 225H195V223H194ZM193 225V226H194ZM201 225V224H200ZM205 225V224H204ZM208 226H206V227H208L209 228V230H208V232L212 229H210V227H209V225H211L210 223H208L207 224ZM214 225V224H213ZM213 225H211L212 227H213ZM215 225V226H216ZM224 225V224H223ZM223 225H222V229L224 228L223 227ZM180 226V225H179ZM219 226V225H218ZM171 228H172V225L170 226ZM190 227V226H189ZM165 228V227H164ZM192 228V227H191ZM202 228V227H201ZM200 228V229H201ZM204 228H205V226H204ZM207 228V229H208ZM216 227H213V230L215 229ZM220 228V230H221V227H219ZM174 229H175V227H174ZM185 229V228H184ZM207 229H206V232H207ZM218 229V228H217ZM226 229V228H225ZM25 230H26V228H25ZM93 230V229H92ZM145 230H147V229H145ZM161 230V229H160ZM163 230V229H162ZM181 230H183V229H181ZM167 231H168V228H167ZM176 231V230H175ZM195 231V230H194ZM6 232V231H5ZM23 232V231H22ZM27 232V231H26ZM145 232V231H144ZM147 232V231H146ZM173 232H174V230H173ZM197 232H198V230H197ZM217 231H215V233H216ZM221 232V231H220ZM162 233V232H161ZM196 233V232H195ZM213 233H214V231H213ZM148 234L151 236V234H152V237H153V233H152V231L150 232V229H149V231H148ZM174 234V233H173ZM203 234V233H202ZM210 234V233H209ZM212 234V233H211ZM226 234H227V229H226ZM25 236V234H22V236ZM149 235H146V236H148V237H150ZM155 235H159V233L158 234H155ZM181 235V234H180ZM195 234H193V236H194ZM21 236V235H20ZM28 236V235H27ZM156 236V237H157ZM212 236H214V235H212ZM217 236V235H216ZM221 236V235H220ZM151 237V238H152ZM176 237H177V235H176ZM199 237V236H198ZM83 238H84V236H83ZM154 238V237H153ZM159 238H161L160 236H159ZM165 238H166V236H165ZM171 238V237H170ZM178 238H179V235H178ZM225 238H226V236H225ZM225 238H223L224 239V241H225ZM19 239V238H18ZM25 239H26V236H25ZM92 239V238H91ZM103 239H104V237H103ZM149 239V238H148ZM147 239V240H148ZM162 239V238H161ZM160 239V240H161ZM168 239V238H167ZM184 239V238H183ZM195 239V238H194ZM214 239H215V237H214ZM213 239V240H214ZM220 239H221V237H220ZM27 240V239H26ZM158 240V239H157ZM163 240V239H162ZM173 240H175V244H177L176 243V241H178L177 240V238L176 239H173ZM184 240H186V239H184ZM218 240H219V238H218ZM15 240H13V242H14ZM148 241H150V239L148 240ZM152 241V240H151ZM203 241H206L205 239H203ZM208 241H210L211 242V239H209ZM229 241V240H228ZM232 241V240H231ZM18 244H19V240H17L16 241ZM29 242V241H28ZM155 242H156V240H155ZM159 243H160V241H158ZM166 242V241H165ZM168 242V241H167ZM171 242H172V239H171ZM170 242V243H171ZM179 242H180V240H179ZM189 242V241H188ZM226 243V245H227V241H225ZM230 242V241H229ZM164 243V242H163ZM163 243H162V245H163ZM173 243H174V241H173ZM192 243V242H191ZM201 243V242H200ZM214 243V242H213ZM217 243V242H216ZM215 243V244H216ZM224 243V242H223ZM11 244H13V243H11ZM15 244V243H14ZM156 244V243H155ZM185 244V243H184ZM188 244V243H187ZM209 244V243H208ZM207 244V245H208ZM220 244V243H219ZM24 245V244H23ZM173 245V244H172ZM232 245V244H231ZM12 246V245H11ZM103 246V245H102ZM109 246H110V244H109ZM127 246V244L125 245V248H127L126 247ZM129 246H130V244H129ZM154 246V245H153ZM164 247H165V245H163ZM169 246H170V244H169ZM205 246V245H204ZM228 246V245H227ZM18 247V246H17ZM108 247V246H107ZM106 247V248H107ZM123 246H121V248H122ZM160 247H161V245H160ZM217 247H218V245H217ZM220 247V246H219ZM229 247V249H231L230 248V245L228 246ZM13 248V247H12ZM112 248V247H111ZM121 248H120V250H121ZM156 248H157V246H156ZM171 248V247H170ZM181 248V247H180ZM196 248H197V246H196ZM221 248V247H220ZM92 249V248H91ZM110 249V248H109ZM114 249H116V248H114ZM168 249H169V247H168ZM173 249V248H172ZM189 249V248H188ZM187 249V250H188ZM195 249V248H194ZM233 249V248H232ZM29 251H30V249H28ZM126 250V249H125ZM124 250V251H125ZM148 250H149V248H148ZM181 250H182V248H181ZM234 250H236V249H234ZM10 251H11V247H10ZM104 251V250H103ZM105 251H106V249H105ZM111 251V250H110ZM119 251V250H118ZM153 251H154V249H153ZM162 251V250H161ZM167 251V250H166ZM218 251L220 252V250L218 249ZM17 252V251H16ZM128 252V251H127ZM156 252V251H155ZM164 252H165V250H164ZM175 252V251H174ZM221 252H222V250H221ZM221 252H220V256L223 254H221ZM231 252V250L228 252V253H230ZM30 253V252H29ZM179 253H181V252H179ZM197 253V252H196ZM225 253H226V251H225ZM127 254V253H126ZM171 254V252H169V255ZM13 255V254H12ZM29 255V254H28ZM84 255V254H83ZM128 255V254H127ZM138 255V254H137ZM145 255H146V252H145ZM153 255V254H152ZM158 255H159V252H158ZM218 255H219V253H217V256L216 257H218ZM235 255V253H234V251H233V256ZM135 256V255H134ZM183 256V255H182ZM230 256V255H229ZM128 257H129V255H128ZM151 257V256H150ZM170 257H172V254L170 255ZM169 257V258H170ZM190 257H191V254H190ZM223 257H224V255H223ZM222 257V260H224V258ZM227 257H228V255H227ZM227 257H226V259H227ZM236 258H238V255L237 256H235ZM235 257H231V261L234 259L235 260V262L237 261V259H235ZM162 258V257H161ZM189 258V257H188ZM196 258V257H195ZM198 258V257H197ZM204 258H205V256H204ZM209 258H211V257H208V260H209ZM213 258V257H212ZM100 259H101V257H100ZM154 259V258H153ZM175 259H177V256H175ZM174 258H173V261L175 260ZM93 260V259H92ZM95 260H96V258H95ZM138 259H135V261H137ZM147 260V259H146ZM156 260V259H155ZM162 260V259H161ZM165 260V259H164ZM178 261H179V258L177 259ZM185 260V259H184ZM220 260V259H219ZM219 260H218V262H219ZM222 260H221V262H222ZM228 260H229V258H228ZM233 260V261H234ZM149 261V260H148ZM172 261V262H173ZM176 261V260H175ZM212 261V260H211ZM211 261H209V262H211ZM239 261V260H238ZM131 262H132V260H131ZM180 262V264H181V260L179 261ZM178 262V263H179ZM209 262H207V264L209 263ZM224 262H226L225 260H224ZM229 262H230V260H229ZM234 262V264H236ZM58 263H59V259H58ZM123 263H124V261H123ZM146 263V262H145ZM159 263V262H158ZM216 263H217V261H216ZM223 263V262H222ZM227 263V262H226ZM105 264H106V262H105ZM131 264V263H130ZM165 264H166V261H165ZM171 264V263H170ZM175 264V263H174ZM184 264H186V263H184ZM190 264V263H189ZM228 264V263H227Z\"/></svg>","mask_w":264,"mask_h":264},{"label":"snow or ice","instance_id":"obj_3","mask_svg":"<svg viewBox=\"0 0 264 264\" xmlns=\"http://www.w3.org/2000/svg\"><path fill=\"white\" fill-rule=\"evenodd\" d=\"M4 45H5V39H4V37L0 36V51H3ZM7 47L9 49V53H11V51L15 47V41L11 37V34H9V38L7 40Z\"/></svg>","mask_w":264,"mask_h":264}]
</instances>
